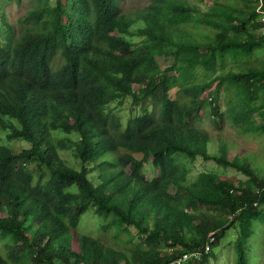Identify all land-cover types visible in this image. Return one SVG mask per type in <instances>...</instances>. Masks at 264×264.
<instances>
[{
  "label": "trees",
  "instance_id": "16d2710c",
  "mask_svg": "<svg viewBox=\"0 0 264 264\" xmlns=\"http://www.w3.org/2000/svg\"><path fill=\"white\" fill-rule=\"evenodd\" d=\"M32 1L15 35L0 0V264H210L231 229L251 264L264 176L237 140L264 134V0ZM91 205L120 247L78 230Z\"/></svg>",
  "mask_w": 264,
  "mask_h": 264
},
{
  "label": "rangeland",
  "instance_id": "374dc122",
  "mask_svg": "<svg viewBox=\"0 0 264 264\" xmlns=\"http://www.w3.org/2000/svg\"><path fill=\"white\" fill-rule=\"evenodd\" d=\"M52 1L54 2L55 0ZM150 1L151 0H121L120 4L125 13H131L145 7ZM208 1L210 2L212 0ZM1 4L3 6L4 13L8 22L14 27L15 35H19L23 29V24L20 22V19L32 8L33 1L1 0ZM258 54L261 58H264V49L260 50ZM218 73H220V71L210 74L209 78L214 77ZM131 102V100L126 99L123 105V107L125 108L123 112V116L125 119L129 116H133L141 110V106H137L135 108L132 106ZM149 103L152 105L154 104L153 101H149ZM156 111L157 114H159V111L157 109ZM225 129V134L229 135L232 138L237 137L238 130L235 129L231 123L228 122ZM6 139L7 137L5 133L1 132L0 144L6 142ZM237 141H239L240 144L248 146V149L242 147V152L244 154L243 157L246 158L245 160H248L252 164L256 172L264 176V134H243ZM13 146L15 148H20L22 144L20 142H16ZM210 149L212 152L216 151L213 148L212 144H210ZM231 153L235 154L236 150H231ZM66 156V158L69 159L71 163H76V159L73 157V155L66 153ZM199 167H207L211 170L227 172L229 175H237L238 177L245 179V176L237 172L234 168H224L212 162H204L200 160L197 166H194V172H197L199 170ZM145 170L148 177H152L156 174V169L153 167L151 161L146 163ZM105 220L106 218L103 216H99L95 212L94 207L91 205L86 213H84V215L82 216L78 230L82 233L92 235L96 238H101V240L107 245L120 247V245H118L113 239L111 234H105L101 229V225L105 223ZM235 238V231L231 229L220 239L219 243L215 246L217 258L213 259L210 264H235ZM0 246L2 245L0 244ZM248 249L251 264H264V223H255L254 235L248 242ZM0 250L3 251L4 247H0Z\"/></svg>",
  "mask_w": 264,
  "mask_h": 264
},
{
  "label": "built area",
  "instance_id": "2783aa9c",
  "mask_svg": "<svg viewBox=\"0 0 264 264\" xmlns=\"http://www.w3.org/2000/svg\"><path fill=\"white\" fill-rule=\"evenodd\" d=\"M260 22L263 23L262 19L260 18ZM264 36V33L263 35ZM215 242V237L212 238L206 245H207V253L211 249L212 243ZM203 253H199L198 250H189L186 253H180L178 254L175 259L167 264H188L190 262L198 260L200 257H202Z\"/></svg>",
  "mask_w": 264,
  "mask_h": 264
},
{
  "label": "bare ground",
  "instance_id": "6f19581e",
  "mask_svg": "<svg viewBox=\"0 0 264 264\" xmlns=\"http://www.w3.org/2000/svg\"><path fill=\"white\" fill-rule=\"evenodd\" d=\"M214 237V236H213ZM200 251V250H199ZM205 252H207V246H206V251ZM199 253H201V252H199ZM172 262V261H171Z\"/></svg>",
  "mask_w": 264,
  "mask_h": 264
}]
</instances>
